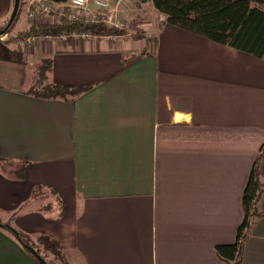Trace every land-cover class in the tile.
Instances as JSON below:
<instances>
[{"label":"crops","instance_id":"obj_1","mask_svg":"<svg viewBox=\"0 0 264 264\" xmlns=\"http://www.w3.org/2000/svg\"><path fill=\"white\" fill-rule=\"evenodd\" d=\"M12 6L0 0V26ZM159 21L145 38L0 37V157L27 162L23 179L0 172V221L54 237L70 264H224L214 246L235 240L264 143V59ZM44 57L53 82L90 87L29 95ZM260 169L264 185V157ZM36 185L57 191L59 219L31 199ZM258 206L240 264H264V192ZM0 264L38 263L0 227Z\"/></svg>","mask_w":264,"mask_h":264},{"label":"trees","instance_id":"obj_2","mask_svg":"<svg viewBox=\"0 0 264 264\" xmlns=\"http://www.w3.org/2000/svg\"><path fill=\"white\" fill-rule=\"evenodd\" d=\"M49 1L66 3L68 0ZM148 1L152 3L158 12L164 15L167 23L213 42L228 45L264 59V0H137L138 3ZM54 17L55 20L52 22L31 24L27 29L9 37L8 40L20 41L23 36L29 34L50 33L56 35L72 29L87 31L97 37L106 33L117 32L107 28L100 22L69 20L66 16ZM6 24L7 22L4 27L0 26V30L5 28ZM9 28L0 36L7 33ZM37 64L36 73L25 90L29 95L42 99L74 101L90 87V85L70 86L53 82L49 75L52 69V59L50 57L42 58ZM263 157L264 143L259 148L243 189L241 199L243 218L237 226L234 242L214 246L215 254L224 264H240L245 241L250 234V230L257 219L263 215L258 206L260 196L264 192L260 169ZM26 163V161L15 162L0 157V172L10 178L23 179ZM31 199L44 201L40 204L39 210L47 218L59 219L63 215L64 202L55 189L36 185L32 189ZM0 227L14 236L38 264H40L39 261L26 248L27 245L31 246L44 259L46 264L50 262L45 260V253L50 254L52 259H59L67 264L64 250L60 242L54 237L44 232L36 234L35 237L33 236L39 247L38 249L31 244V236L13 228L10 221H0Z\"/></svg>","mask_w":264,"mask_h":264},{"label":"built area","instance_id":"obj_3","mask_svg":"<svg viewBox=\"0 0 264 264\" xmlns=\"http://www.w3.org/2000/svg\"><path fill=\"white\" fill-rule=\"evenodd\" d=\"M112 0H68L66 3L53 2L49 0H30L27 4L26 16L35 22L42 18L55 15L57 17L66 16L69 20H88L91 22H100L106 27L127 30L125 21L114 22L113 13L118 11L115 7L111 9ZM108 28V27H107ZM117 34V33H116ZM114 33H106L100 37L92 35L87 31L69 30L56 35L46 34H29L20 39V43L30 45L36 42H61L66 43L67 40L78 43L89 38H101L114 41L118 38H126V36H118ZM128 35V34H127ZM4 39V36H0Z\"/></svg>","mask_w":264,"mask_h":264},{"label":"rangeland","instance_id":"obj_4","mask_svg":"<svg viewBox=\"0 0 264 264\" xmlns=\"http://www.w3.org/2000/svg\"><path fill=\"white\" fill-rule=\"evenodd\" d=\"M21 3L19 5V11H18V15L16 17V19L14 20V22L12 23V25L10 26L8 32H13L14 30H25L30 26V20L34 23V24H42V23H48V22H52L53 20H55V17H45L40 19L39 21L35 22L32 19H29L26 16V9H27V4L30 0H20ZM36 1V0H35ZM135 5L138 6V9H135L136 7H134ZM117 8L118 11L114 12V22H119V21H125L126 25H127V30H119V29H115V28H111V30L113 31H117L114 34L116 35H124L126 36V38H145L146 37V32H147V26L151 25V23L153 22H160L159 18L162 16V14L160 12H158L154 7L150 8V3L148 2H144V3H138L137 0H112L111 1V9L113 8ZM19 24V25H17ZM142 24V25H141ZM5 24H3L2 26L4 27ZM1 26V27H2ZM108 28H110L109 26H107ZM146 29V30H145ZM20 32V31H18ZM18 32H14L13 34H17ZM128 34V35H127ZM13 36V35H12ZM11 37V35L9 36ZM118 39H123V38H118ZM125 39V38H124ZM149 41L152 40V36L147 38ZM70 40H67L66 42H68ZM29 60V59H28ZM37 63H34L33 66L30 67V74H32V77H34L35 73H36V67H37ZM35 237V235H34ZM31 237L30 238V242L32 245H34V247L38 248L37 243L35 242V238ZM66 258V257H65ZM45 260L49 261V264H65L63 262H61L59 259H52V256L50 254H46L45 253ZM67 264H70L66 258ZM40 263V262H39Z\"/></svg>","mask_w":264,"mask_h":264},{"label":"water","instance_id":"obj_5","mask_svg":"<svg viewBox=\"0 0 264 264\" xmlns=\"http://www.w3.org/2000/svg\"><path fill=\"white\" fill-rule=\"evenodd\" d=\"M19 5H20V0H13V6H12V11H11V14H10V17L7 21V24L5 26V28L1 29L0 30V34L4 33L5 30H7L10 25L12 24V22L14 21L17 13H18V10H19ZM26 248L36 256L37 260L40 262V264H46V262L44 261V259H42L36 252L35 250L31 247V246H26Z\"/></svg>","mask_w":264,"mask_h":264}]
</instances>
